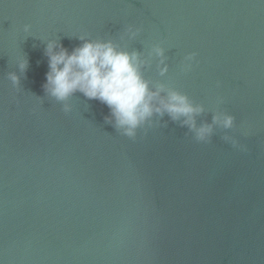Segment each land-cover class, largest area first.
<instances>
[{
  "label": "water",
  "instance_id": "1",
  "mask_svg": "<svg viewBox=\"0 0 264 264\" xmlns=\"http://www.w3.org/2000/svg\"><path fill=\"white\" fill-rule=\"evenodd\" d=\"M85 41L235 129L204 144L165 115L131 139L100 101H57L47 47ZM0 264H264V0H0Z\"/></svg>",
  "mask_w": 264,
  "mask_h": 264
},
{
  "label": "clouds",
  "instance_id": "2",
  "mask_svg": "<svg viewBox=\"0 0 264 264\" xmlns=\"http://www.w3.org/2000/svg\"><path fill=\"white\" fill-rule=\"evenodd\" d=\"M29 27L25 28L27 31ZM141 29L129 26L127 34L135 38ZM82 40L85 38L80 37ZM55 42L49 43L47 55L50 71L47 74L48 93L59 102L68 101L76 92L82 93L90 100L105 104L115 118V126L120 134L135 139L138 130L152 127L154 117L169 116L187 127L199 143H211L216 128L229 132L236 127L234 116L226 112H217L211 124H197L196 117L205 109L195 104L186 94L170 90L163 85L155 91L151 89L141 72L139 53L119 50L111 41H85L71 53L60 46L57 51ZM155 56L161 58L160 74L168 72L164 63L165 51L160 46L152 49ZM196 61V54L185 57L183 70L188 72ZM21 70L27 68V62L20 64ZM13 84H19V78L11 74ZM223 103L222 99H219ZM65 112L69 111L65 106ZM225 143L241 151H247L245 145L233 135L222 137Z\"/></svg>",
  "mask_w": 264,
  "mask_h": 264
}]
</instances>
